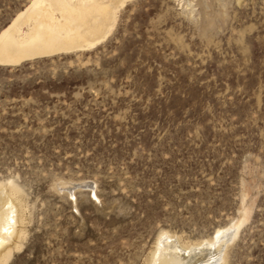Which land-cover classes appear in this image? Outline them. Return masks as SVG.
Segmentation results:
<instances>
[{
	"label": "rangeland",
	"instance_id": "374dc122",
	"mask_svg": "<svg viewBox=\"0 0 264 264\" xmlns=\"http://www.w3.org/2000/svg\"><path fill=\"white\" fill-rule=\"evenodd\" d=\"M0 184L3 264H264V0H125L93 47L0 63Z\"/></svg>",
	"mask_w": 264,
	"mask_h": 264
},
{
	"label": "bare ground",
	"instance_id": "6f19581e",
	"mask_svg": "<svg viewBox=\"0 0 264 264\" xmlns=\"http://www.w3.org/2000/svg\"><path fill=\"white\" fill-rule=\"evenodd\" d=\"M124 1L31 0L0 31V63L15 64L35 56L93 47L109 33L117 7ZM2 186L0 184V190ZM14 220L7 206L0 211V264L6 262L15 246L11 247L16 234ZM165 247L155 264H218L222 251L216 248L217 251L212 252L211 246L192 247L185 252L169 249V245Z\"/></svg>",
	"mask_w": 264,
	"mask_h": 264
}]
</instances>
